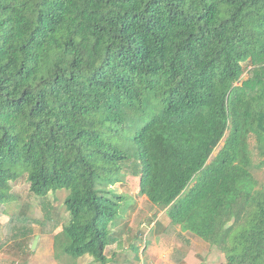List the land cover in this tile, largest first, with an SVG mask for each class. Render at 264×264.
<instances>
[{"label":"trees","instance_id":"1","mask_svg":"<svg viewBox=\"0 0 264 264\" xmlns=\"http://www.w3.org/2000/svg\"><path fill=\"white\" fill-rule=\"evenodd\" d=\"M252 137L264 163V0H0V205L26 175L52 222L68 189L57 257L108 264L132 175L225 264H264Z\"/></svg>","mask_w":264,"mask_h":264},{"label":"rangeland","instance_id":"2","mask_svg":"<svg viewBox=\"0 0 264 264\" xmlns=\"http://www.w3.org/2000/svg\"><path fill=\"white\" fill-rule=\"evenodd\" d=\"M250 142L252 170L260 185H264L263 158L253 137ZM12 186L18 199L0 205V264H99L91 256L78 259L56 256L55 236L70 218L64 204L68 189L51 193L48 197L54 219L51 222L44 220L42 199L30 192L26 175L13 182ZM110 187L122 195L125 210L117 224L112 226L118 240L112 241L106 250L108 264H225L226 257L220 250L210 247L200 238H192L180 226L174 227L164 209L140 194L139 177L127 175L122 182ZM22 209H26L25 215L31 218L30 222L33 220L31 225L26 224L31 232L27 237L26 232L12 230L11 225ZM25 238H28L24 242L30 249L21 259L9 250L7 244ZM136 245L140 248L139 257L133 249Z\"/></svg>","mask_w":264,"mask_h":264},{"label":"water","instance_id":"3","mask_svg":"<svg viewBox=\"0 0 264 264\" xmlns=\"http://www.w3.org/2000/svg\"><path fill=\"white\" fill-rule=\"evenodd\" d=\"M37 241L34 242L33 248L36 246Z\"/></svg>","mask_w":264,"mask_h":264}]
</instances>
